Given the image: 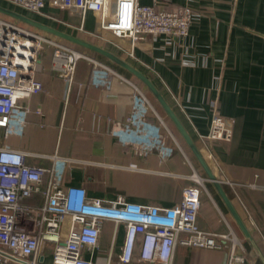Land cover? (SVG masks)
Returning a JSON list of instances; mask_svg holds the SVG:
<instances>
[{
	"label": "crops",
	"instance_id": "1",
	"mask_svg": "<svg viewBox=\"0 0 264 264\" xmlns=\"http://www.w3.org/2000/svg\"><path fill=\"white\" fill-rule=\"evenodd\" d=\"M0 5L23 12L11 0H0ZM183 5L195 12L185 38L148 36L134 46L130 39L110 32H103L104 38L89 35L84 39L120 56L154 82L221 181L250 236L244 234L205 172L207 192L201 194L200 227L216 233L232 228L250 264H264V0H168L166 8ZM52 9L60 22L69 21L71 15ZM92 20L96 22V16L89 12L85 21L89 31L97 28ZM89 56L103 66L79 61L69 90L63 78L50 70L51 54L41 56L37 77L43 89L27 102L23 133L5 137L0 129V145L29 152L27 163L35 167L52 163L35 153L70 158L64 184L82 185L92 198L123 196L139 203L172 205V201L153 202L135 195L124 179L123 166L177 171L184 169L182 155L176 151L164 163L156 152L142 159L138 150L111 134V123L128 115L140 80L106 56ZM101 69L105 74L99 78L95 75ZM216 114L233 132L228 141L201 137L210 131ZM196 175L194 179L202 182ZM31 199L35 203L41 196ZM108 225L113 231V224ZM123 240L121 228L114 253L120 251ZM111 245L112 234L107 249L101 244L97 264H106ZM175 261L227 264L228 251L179 245Z\"/></svg>",
	"mask_w": 264,
	"mask_h": 264
},
{
	"label": "built area",
	"instance_id": "2",
	"mask_svg": "<svg viewBox=\"0 0 264 264\" xmlns=\"http://www.w3.org/2000/svg\"><path fill=\"white\" fill-rule=\"evenodd\" d=\"M31 12L53 7L79 16V28L90 36L110 32L128 38L132 44L148 36L185 38L195 12L183 5L166 8L168 0H11ZM96 16L97 28L85 27L87 14ZM42 34L0 18V129L3 135L22 134L28 116L27 102L43 89L38 66L44 44ZM50 70L72 86L77 61L83 57L103 66L79 51L52 41ZM60 43V44H59ZM101 73V74H100ZM101 69L95 76H104ZM158 112L142 90L134 95L124 120L114 121L110 132L123 144L141 153L156 151L164 160L173 148L168 133L157 122ZM159 119H161L158 116ZM226 120L216 114L210 140L232 138ZM30 153L0 145V264H43L51 250V264H97L104 226L113 224L111 250L106 264H180L175 261L179 245L208 250H227V264H250L241 240L233 230L216 233L198 223L201 208L197 188H189L172 205L139 203L123 196L92 198L82 185L64 184L71 159L57 154H34L51 159L50 167L27 163ZM40 195L38 202L29 200ZM124 229L120 251L113 252L116 237ZM115 259L117 262H115Z\"/></svg>",
	"mask_w": 264,
	"mask_h": 264
},
{
	"label": "rangeland",
	"instance_id": "3",
	"mask_svg": "<svg viewBox=\"0 0 264 264\" xmlns=\"http://www.w3.org/2000/svg\"><path fill=\"white\" fill-rule=\"evenodd\" d=\"M18 7H19L20 11L21 12L23 11L22 13H24L25 15H28L30 17L32 16L31 18L39 20L45 24L59 28L65 32L74 34L78 37H82V38H86V39H89V37H90L89 35H86V33L83 32L79 28V19L80 18L77 15H72L69 18V21H61L60 22L58 15L53 14L55 11L54 9H52L53 7L49 6V8H46L45 10L38 12V13L28 11L21 6H18ZM0 18L4 19L5 21L11 22V23H17L21 27L26 28V25L24 22H21V21L13 18L11 16L4 14V13L0 12ZM92 22H95V21L92 20ZM88 24H89V21H88ZM29 28L34 29L32 26H29ZM36 32L38 34H42L43 36H45V38L50 40L49 43L44 44V49L41 52V56L46 55V54H52V51L54 48L53 43H51L52 41H56V42L60 41V43L63 46L73 48V49L79 51L80 53L84 54L85 56H87L91 59H93V58L91 56H89L90 53L91 54H98V53L93 52L92 50H89V49L84 48L82 46H77V45H74L70 42L61 40L58 37L51 35L49 33H46L43 31H36ZM101 33H103V32H101ZM96 37H98V36H96ZM131 45L134 46L132 44V42H131ZM74 46H76V47H74ZM81 60H90V59L83 57L77 61V64ZM77 64H76V68H77ZM75 72H76V69H75ZM135 80H137V79H135ZM136 88H137V90H142L145 93V95L149 98V100L152 102V104L154 105L156 111L158 112V116L161 118V119H159L157 116V122L159 124L163 125V123H162V121H163L164 124H166V126L163 125L162 127L164 128L166 133H168L169 138H168L167 144L171 148H173V152H172L171 156H169L168 158H166L164 160H161V157L157 154L160 157L161 162L162 163L166 162L168 159H170L175 154L176 151H178L183 157L184 169L177 170V171H174V170L168 171V170L156 168L155 170L143 171L141 169V167L127 165V166H123L125 173H127V175L124 176L125 181L127 182V184L129 186H131V189L135 195H138V196L146 199L147 201L156 202V201L166 200V201H172V203H175L182 198L183 193L186 191V189H189V188H197L199 190V193H200V198H202V196L204 195L203 192L204 193L207 192L205 190V184H206L205 180L206 179L204 176V171L199 167L200 165H198V162L196 161L194 154L192 153V151L190 150L188 145L185 143L182 136L178 133V131L176 130L174 125L170 122V119L166 116L165 112L162 110V108L160 107V105L158 104L156 99L150 93V90L146 87V85L140 81H137ZM203 135H206V134H203ZM203 139H207V138L204 137ZM208 140H210V139H208ZM207 145L208 144H205L204 146L209 147ZM203 149L206 150V148H203ZM155 152L156 151H151L148 153H146V152H144V153L137 152V153L139 154V156H141L140 158L143 159L144 157H147L151 153H155ZM195 173L202 178V182H197V180H195L193 178V175ZM201 194H202V196H201ZM108 224H110V222L105 224V226H104V232H103V237H102V241H101V244L106 249L108 247V242H109L110 236L112 234V227H111V225H108ZM229 231H230V229H229ZM190 247H193V246H190ZM45 255H46V259L44 260L43 264H51L52 263V252H51V250H48V252H46ZM115 262H117L116 259H115Z\"/></svg>",
	"mask_w": 264,
	"mask_h": 264
},
{
	"label": "water",
	"instance_id": "4",
	"mask_svg": "<svg viewBox=\"0 0 264 264\" xmlns=\"http://www.w3.org/2000/svg\"><path fill=\"white\" fill-rule=\"evenodd\" d=\"M0 12L4 13L8 16H11L21 22H24L25 24L32 26L34 28H37L38 30H41L43 32L49 33L51 35H54L60 39L66 40L68 42H71L75 45L82 46L84 48H87L89 50H92L93 52H96L98 54H101L103 56L108 57L115 63L119 64L121 67L124 69L128 70L131 72L133 75H135L142 83L146 85V87L150 90V92L154 95L156 100L159 102L161 105L162 109L165 111V113L168 115V117L173 121L177 129L179 130L181 136L183 137L184 141L196 157L198 163L201 165L203 168L204 172L207 175V180L211 181L218 192L220 193L221 197L227 204L228 208L230 209L231 213L233 214L236 222L244 232L246 236H250L248 229L243 222V220L240 218L238 215L237 211L231 204V201L221 183V181L214 175L213 171L211 170V167L209 163L207 162L206 158L202 154L201 150L183 125L182 121L180 120L179 116L177 113L174 111V109L171 107V105L168 103L166 98L163 96V94L160 92V90L157 88V86L154 84V82L142 71L125 61L123 58L120 56L116 55L115 53L98 46L97 44H94L90 41H87L86 39L82 37H78L76 35H73L71 33L65 32L63 30H60L56 27H53L51 25L45 24L41 21H38L36 19H33L25 14L19 13L17 11H14L10 8H6L4 6L0 5Z\"/></svg>",
	"mask_w": 264,
	"mask_h": 264
},
{
	"label": "trees",
	"instance_id": "5",
	"mask_svg": "<svg viewBox=\"0 0 264 264\" xmlns=\"http://www.w3.org/2000/svg\"><path fill=\"white\" fill-rule=\"evenodd\" d=\"M26 25V28L27 29H30V30H32V31H41V30H38L37 28H34V29H32V28H29V25H27V24H25ZM64 41H66V40H64ZM68 42V41H67ZM71 43V42H70ZM73 44V43H72ZM75 45V44H74ZM78 46V45H77ZM151 93V92H150ZM152 94V93H151ZM153 95V94H152ZM153 97H154V95H153ZM155 98V97H154ZM156 99V98H155ZM157 101V100H156ZM158 102V101H157ZM158 104H159V102H158ZM160 105V104H159ZM160 107H161V105H160ZM162 108V107H161ZM163 110V109H162ZM164 111V110H163ZM165 112V111H164ZM166 114V113H165ZM166 116L168 117V115L166 114ZM169 118V117H168ZM170 119V118H169ZM170 122L174 125V127L176 128V130L178 131V133L180 134V132H179V130L177 129V127L175 126V124L173 123V121L170 119ZM181 135V134H180ZM183 138V137H182ZM184 140V139H183ZM186 143V142H185ZM33 198V197H32ZM32 199H30L29 200V202L31 201Z\"/></svg>",
	"mask_w": 264,
	"mask_h": 264
},
{
	"label": "bare ground",
	"instance_id": "6",
	"mask_svg": "<svg viewBox=\"0 0 264 264\" xmlns=\"http://www.w3.org/2000/svg\"><path fill=\"white\" fill-rule=\"evenodd\" d=\"M196 174V173H195ZM194 174V175H195ZM196 177V179H198V180H201L197 175L195 176ZM194 178V177H193ZM197 182H200V181H197Z\"/></svg>",
	"mask_w": 264,
	"mask_h": 264
}]
</instances>
